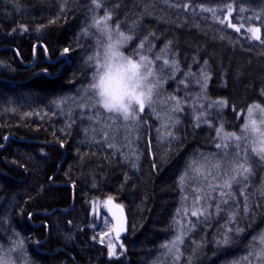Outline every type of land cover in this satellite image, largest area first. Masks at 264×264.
<instances>
[{
  "label": "trees",
  "instance_id": "16d2710c",
  "mask_svg": "<svg viewBox=\"0 0 264 264\" xmlns=\"http://www.w3.org/2000/svg\"><path fill=\"white\" fill-rule=\"evenodd\" d=\"M97 2L0 0V257L264 264V159L243 130L246 111L264 108V0ZM229 5L239 32L225 20ZM105 14L132 36L125 53L152 61L160 97L180 101V111L168 106L166 124L154 106L134 122L96 103L90 85L102 36L94 21ZM250 26L261 40L249 37ZM227 133L242 136L229 147L235 155L217 172L194 173L198 161L219 156L217 143L228 146ZM242 163L250 174L241 175ZM109 197L126 220L114 257L99 235L108 211L100 201Z\"/></svg>",
  "mask_w": 264,
  "mask_h": 264
},
{
  "label": "clouds",
  "instance_id": "9594fccd",
  "mask_svg": "<svg viewBox=\"0 0 264 264\" xmlns=\"http://www.w3.org/2000/svg\"><path fill=\"white\" fill-rule=\"evenodd\" d=\"M102 36L99 48V67L93 73L90 89L96 103L106 112L116 113L125 121L138 117L139 102L145 107L154 104L157 80L152 65L134 59L125 53L132 36L115 29L112 25L100 26ZM131 37V39L129 38ZM129 61L138 67L133 70ZM149 69L153 75L149 76ZM152 95L149 96V89Z\"/></svg>",
  "mask_w": 264,
  "mask_h": 264
},
{
  "label": "snow or ice",
  "instance_id": "6c2138e0",
  "mask_svg": "<svg viewBox=\"0 0 264 264\" xmlns=\"http://www.w3.org/2000/svg\"><path fill=\"white\" fill-rule=\"evenodd\" d=\"M93 3L95 4L96 8H99L101 5L100 3L97 2V0H93ZM205 11H208L209 9H203ZM241 12L245 11V9H240ZM229 15H231V5H229ZM264 15V13H261V14H258V17L259 16H262ZM257 17V18H258ZM111 19L110 15L108 14H105V16L102 18V19H96L94 21L95 25L97 28H99L100 26H103V27H107V21ZM221 23H223V21H221ZM229 27H234V25H232L231 23L228 24ZM241 27H243V25H241ZM26 30V29H25ZM235 30L237 32L240 31V28H235ZM247 31L251 34V38L252 39H255V40H261V36H260V27H249L247 29ZM131 39V37H129ZM262 43H264V41H261ZM141 47H143V45H141ZM69 51V49L65 48L64 49V52L67 53ZM89 59H92L91 57ZM140 61H147L148 63L152 64V61L149 60L147 58V56L145 55H141L140 56ZM159 59V57L157 58ZM164 64L167 65L169 64V60L168 59H165L164 61ZM131 67L133 70H135L138 65L136 63H134L133 61H129ZM173 65H175V61H173ZM99 66V65H98ZM178 70V68H177ZM149 76L153 75L152 73V69H149V73H148ZM207 75L206 73L204 74V80H205V86H206V81H207ZM181 83H183V81H181ZM161 86V81L157 79V85L156 87H160ZM148 95L151 96L152 95V89L150 88L149 89V92H148ZM170 100L172 101H175L176 103V107H175V111H180V101L175 97V96H172L169 98ZM226 102L225 101H217L215 102V104L217 106H220V105H223L225 104ZM209 107H212V105H209ZM145 109V104L140 101L139 102V112L142 113ZM254 109H258L261 113H264V108H260L259 105H254L253 107H250L248 112H249V121L248 123L245 124V128H244V132H247L249 133L252 137H254V141H253V147H252V151L253 152H256L258 155L261 156V159H264V128L262 127H259L258 124H257V120L255 119H251V115L254 111ZM204 115V113H200V116ZM200 116L197 117V120L200 119ZM137 120V118H133V121L135 122ZM177 123H179V120L177 119L176 121ZM261 125H264V120H261ZM222 131V128H218L217 129V134L218 136L220 135ZM169 135H171V133H169ZM226 137H232L234 138L235 140L239 141L242 139V136H237L235 133H227L225 134ZM227 145H222L221 143H217L216 144V147L219 149V148H222V147H226ZM61 147H63V144H61ZM109 147H112V145H109ZM246 163V162H245ZM245 163H242L239 165V167L242 169V173L241 175L243 174H250L251 172V169L250 167H246L245 166ZM245 179H247V176H245ZM232 181H235L236 178L235 177H232L231 178ZM184 182V177L182 176L181 177V183L183 184ZM238 182V181H237ZM226 187L230 186V182L229 183H226L225 185ZM199 199V198H197ZM105 206L108 208V211L110 213H112V216H113V219L116 220V224L113 226L112 228V231L115 232L116 236L119 237V234L120 232L123 230V208L121 205H118V204H112V198L109 197L108 200L105 202ZM113 209H115L116 211H113ZM117 211L120 213L119 217L117 216ZM191 215L193 216H197V215H204V212L202 211H192ZM104 235L106 234H101V237H100V240L101 242H103L104 240ZM259 241H260V244L264 245V234H262L260 237H259ZM183 240L181 237H177L176 240H174L172 242V246L175 247L176 245L182 243ZM229 242V239L228 237L226 236L225 237V240H224V243H228ZM121 247H123L121 245ZM108 249H109V256L112 257L115 255V250H114V245L110 242L108 244ZM177 251H178V248H177ZM258 255L264 257V249H261L259 251V253H257ZM250 255H252V253H250ZM0 264H7V261L3 258V257H0Z\"/></svg>",
  "mask_w": 264,
  "mask_h": 264
},
{
  "label": "rangeland",
  "instance_id": "374dc122",
  "mask_svg": "<svg viewBox=\"0 0 264 264\" xmlns=\"http://www.w3.org/2000/svg\"><path fill=\"white\" fill-rule=\"evenodd\" d=\"M228 15H229V9H228V12H227V15H226V18H225L227 24L231 23L229 21ZM107 24H109V22H107ZM232 25H234V24H232ZM230 28H232L234 30H235V28H240V30L243 29V28H241L240 26H237V25H234V27H230ZM248 28H246L245 31L247 32V34L251 38V34L247 31ZM99 48H98V54H99ZM98 65H99V63H98ZM160 89H161V86L158 87L155 90V95H154V101L155 102H154L153 106L157 109V112L159 113V117L162 120V122L164 124H166L167 123V115H166V113L168 111V106L170 107V109H174V107H176V103L175 102H172V103L169 104V103L166 102V100L164 98L162 99V97H160V92H161ZM248 110L245 113L243 130L245 128V124L248 123V121H249V112H248ZM137 111H138V113H140L139 112V109ZM251 119L257 120L258 126L264 128V125H261V123H260L261 120H264V113H261L258 109H254V111H253V113L251 115ZM246 134H247L248 139H249V141H250V143H251V145L253 147L254 146L253 145L254 137H252L247 132H246ZM237 143H238L237 140H235L232 137H228V142H227L228 146L222 147L223 149L220 152L219 156L218 155L217 156L215 155V156L211 157V160L202 159L200 162L198 161L197 162L198 165L194 167V171L193 172L196 173L197 175L203 174V173H206L207 174L209 168H210L209 169V172H213V173L214 172H217L224 165H226L228 158H231L232 156L235 155V152L231 148H229V147L231 146L233 148L234 147L233 145H236ZM211 169H213V171H211ZM107 200H108V198L103 199L100 202H102V203L105 204V202ZM93 204H95V202L94 203H91V206H93ZM112 204H118V203L115 202L112 199ZM118 205H120V204H118ZM105 207L103 208V211L105 210ZM113 211H116V210L113 209ZM106 212H107V215H105ZM119 215H120V213L117 211V216L119 217ZM123 218H124V221H123L124 222L123 230L120 232L119 237H117L116 234H115V232L112 231L113 226L116 224V220L113 219L112 213H110L109 211H104V214H102V218H101L102 220H101V226H100L99 235L101 237V234H106V235H104V240L103 241L106 242L107 245L111 242L114 245V250H117V244L118 245H121V236H122V234L125 231L126 220H125V215L124 214H123ZM115 255H117L116 251H115ZM114 256H112V257H114ZM238 264H248V262L245 259V260H243L242 262H240Z\"/></svg>",
  "mask_w": 264,
  "mask_h": 264
}]
</instances>
